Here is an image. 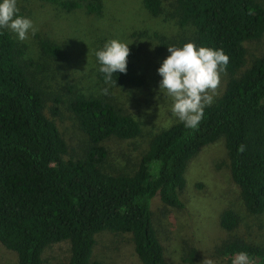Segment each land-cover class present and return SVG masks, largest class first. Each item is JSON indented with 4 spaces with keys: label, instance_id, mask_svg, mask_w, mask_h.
Returning a JSON list of instances; mask_svg holds the SVG:
<instances>
[{
    "label": "trees",
    "instance_id": "1",
    "mask_svg": "<svg viewBox=\"0 0 264 264\" xmlns=\"http://www.w3.org/2000/svg\"><path fill=\"white\" fill-rule=\"evenodd\" d=\"M37 1L64 13L81 10L86 16L97 17L102 9L100 0ZM141 3L148 15L161 13L162 0ZM170 16L179 28H192L190 42L197 48L223 49L229 57L224 72L230 78L204 109L197 129L177 122L160 131L128 176L100 171L106 157L101 143L110 137L135 138L138 123L105 97L74 94L66 109L88 145L81 158L62 160L67 144L44 116L42 96L28 76L27 68L37 65L24 60L23 47L0 30V245L15 254L16 264H42L43 250L59 242L69 247L64 264H101L91 257L94 237L104 231L128 234L140 264H166L151 226V201L181 209L178 192L187 162L219 137L245 212L264 215V54L244 66L246 45L264 34V8L256 0H173ZM184 44L179 40L172 46ZM38 49L52 59L61 55L58 46L45 40L38 42ZM100 66L97 60L95 78L109 84ZM112 79L116 86L143 84L129 63L126 73H114ZM217 225L231 231L237 219L224 210ZM224 250L229 255L247 252L254 264H264L262 247L232 241Z\"/></svg>",
    "mask_w": 264,
    "mask_h": 264
},
{
    "label": "rangeland",
    "instance_id": "2",
    "mask_svg": "<svg viewBox=\"0 0 264 264\" xmlns=\"http://www.w3.org/2000/svg\"><path fill=\"white\" fill-rule=\"evenodd\" d=\"M256 1L264 8V0ZM100 2L101 14L96 17L86 16L81 10L64 13L37 0H17L19 15L30 18L38 31L34 36L29 33L25 41L10 30L5 31L23 47V59L37 65L27 68L28 76L42 96L44 116L53 122L67 144L62 160L81 158L88 145L66 109L68 98L74 94L105 97L123 115L138 123L140 133L135 138L110 137L101 143L106 157L100 171L111 176H128L135 171L152 137L180 122L171 112L172 99L160 90L162 77L158 69L169 56L168 47L179 40L190 42L192 28H179L176 19L170 16L173 0H162L161 13L156 17L145 12L141 0ZM113 39L129 44L127 63L142 78L141 87L113 86L96 80L95 53ZM40 40L58 46L60 57L42 55L38 49ZM261 54H264V34L260 40L246 45L244 66ZM229 78L225 72L221 73L214 102ZM105 88L107 95L102 91ZM183 176L185 183L178 192L181 209L162 207L156 199L150 204L151 226L166 264H202L205 257L215 264H232L235 254L222 252L232 241L264 248V215L253 217L245 212L238 188L229 177L221 137L197 150L187 162ZM224 210L231 211L237 219L231 231L218 228V216ZM68 248L67 242L49 245L41 254L42 264H64ZM91 259L101 264H140L130 236L107 231L95 235ZM0 264H16L15 254L1 245Z\"/></svg>",
    "mask_w": 264,
    "mask_h": 264
},
{
    "label": "clouds",
    "instance_id": "3",
    "mask_svg": "<svg viewBox=\"0 0 264 264\" xmlns=\"http://www.w3.org/2000/svg\"><path fill=\"white\" fill-rule=\"evenodd\" d=\"M10 30L20 41L29 39V33L35 35L38 29L30 18L19 15L17 0L0 2V30ZM170 55L158 69L162 77L160 90L172 99L171 112L186 128L197 129L204 117V109L214 102V97L221 83V73L226 70L229 57L223 49L199 47L185 43L182 47L167 48ZM130 54L129 44L113 39L95 53L99 72L104 74L105 83L113 82L114 73H126L127 58ZM108 94V89L102 90ZM245 151V145L238 149ZM202 264H215L205 257ZM232 264H254L247 252H238Z\"/></svg>",
    "mask_w": 264,
    "mask_h": 264
}]
</instances>
